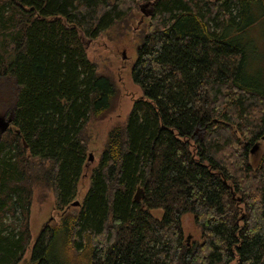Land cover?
I'll return each instance as SVG.
<instances>
[{
	"label": "trees",
	"instance_id": "16d2710c",
	"mask_svg": "<svg viewBox=\"0 0 264 264\" xmlns=\"http://www.w3.org/2000/svg\"><path fill=\"white\" fill-rule=\"evenodd\" d=\"M142 1L152 14L137 19ZM254 8L264 0H0V78L16 86L0 138V264H264V89L242 38ZM127 18L142 95L108 127L72 207L118 91L83 37ZM35 195L53 196L58 220L32 240ZM186 213L200 240L185 238Z\"/></svg>",
	"mask_w": 264,
	"mask_h": 264
},
{
	"label": "rangeland",
	"instance_id": "374dc122",
	"mask_svg": "<svg viewBox=\"0 0 264 264\" xmlns=\"http://www.w3.org/2000/svg\"><path fill=\"white\" fill-rule=\"evenodd\" d=\"M145 3L146 1L140 2L138 11H135L133 14L135 18H141L143 14L140 11V7ZM253 12L254 16L257 17V21L242 35L243 42L247 47L245 73L250 80L254 81L255 86L264 89V12L257 8H254ZM83 38L89 58L98 62L99 70L102 72L106 71L105 74L114 79L118 91L110 102L111 107L108 112L92 128L93 136L90 149L93 158L86 163L84 174L78 183L77 200L83 198L88 188V174L99 159V153L103 148L108 127L117 120L125 121L131 110L132 102L142 95L140 86L132 78V69L137 59L136 45L138 37L135 23L130 18L122 21L119 25L111 28L97 39L88 40L86 37ZM6 81L0 78V116L3 114L9 115L10 111H7V108L12 107L16 90L13 81H11L10 89ZM8 93L11 94L9 99L6 97ZM197 132L201 134V129L198 128ZM253 154L255 155V151ZM53 204L54 198L52 195L47 196L45 200L41 201L37 195L34 196L30 215L32 240L45 223L53 222L56 216L58 220V215L52 209ZM151 214L156 218H160L163 211L161 209H153L151 210ZM181 222L185 238L188 241L200 240V228L194 223L191 213L184 214ZM61 251L62 248L57 246L54 253L58 254L56 256H59Z\"/></svg>",
	"mask_w": 264,
	"mask_h": 264
},
{
	"label": "water",
	"instance_id": "95a60500",
	"mask_svg": "<svg viewBox=\"0 0 264 264\" xmlns=\"http://www.w3.org/2000/svg\"><path fill=\"white\" fill-rule=\"evenodd\" d=\"M150 5V3H145L143 4L141 7H140V10L141 12L144 14V15H151L152 14V10L151 9H148L147 12H145V8L148 7ZM13 112H10L9 115H1L0 116V138L1 136L3 135V133H5V131L9 128L11 122L13 121ZM257 146L254 145L253 148L251 149V151H253V149ZM93 158V154L92 152H89L88 153V161L92 160ZM139 193H141V191H137L135 194H134V199L135 200H138L139 199ZM79 201L78 200H75L72 202V206H76V205H79Z\"/></svg>",
	"mask_w": 264,
	"mask_h": 264
},
{
	"label": "flooded vegetation",
	"instance_id": "af4514ba",
	"mask_svg": "<svg viewBox=\"0 0 264 264\" xmlns=\"http://www.w3.org/2000/svg\"><path fill=\"white\" fill-rule=\"evenodd\" d=\"M147 10L145 9V12H146ZM6 115V114H5Z\"/></svg>",
	"mask_w": 264,
	"mask_h": 264
}]
</instances>
